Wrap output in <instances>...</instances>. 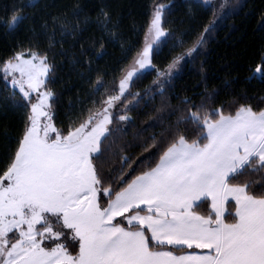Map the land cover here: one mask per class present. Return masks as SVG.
Segmentation results:
<instances>
[{
	"label": "snow or ice",
	"instance_id": "obj_1",
	"mask_svg": "<svg viewBox=\"0 0 264 264\" xmlns=\"http://www.w3.org/2000/svg\"><path fill=\"white\" fill-rule=\"evenodd\" d=\"M238 3L192 0L179 22L166 18L174 5L155 3L142 46L111 73L93 60L107 43L123 58L133 46L107 4L92 15L66 0L38 21L40 0L5 6L6 31L29 24L0 57V108L23 121L0 154V264H264V96L226 108L207 84L183 95L174 84ZM195 10L211 16L197 23ZM65 53L88 92L58 126L49 84ZM248 79L264 84V51Z\"/></svg>",
	"mask_w": 264,
	"mask_h": 264
},
{
	"label": "trees",
	"instance_id": "obj_2",
	"mask_svg": "<svg viewBox=\"0 0 264 264\" xmlns=\"http://www.w3.org/2000/svg\"><path fill=\"white\" fill-rule=\"evenodd\" d=\"M65 2L66 0H40L41 5L47 4L49 7L36 10L37 21L40 15L54 10ZM191 2L192 0H83L86 9L92 15H95L98 6L107 4L119 19L122 35L133 46L129 56L123 58L117 44L107 43L108 55L102 60L94 59L93 70L99 65L101 70L111 73L131 59V55L135 54V49L142 46L143 35L151 20L155 3L174 5L166 18L169 21L179 22L185 18L188 4ZM12 3L13 0H0V21L6 15L5 6ZM230 3H236V0H230ZM195 11H197V23H204L211 16V13H203L202 10ZM262 12H264V0H239L238 6L229 10L228 17L218 22L216 30L212 33L204 49V54L193 65L184 68L174 81L175 91L181 95L193 88L196 91H202L203 85L207 84L210 90L217 92V102L223 103L226 108L234 99H239L244 95L264 96V84L248 79L250 66L257 63L260 53L264 51V28L260 23ZM28 24L29 22L26 21L15 31H6L4 26L0 25V57L9 55L18 41L26 40ZM90 35L99 38L101 33L94 30L86 32L85 40ZM167 54L168 49L165 48L164 53L154 62L163 63ZM68 57L69 53L55 56V74L49 84V87L58 96L55 104V118L58 126L67 124L69 116L79 110L80 101L86 99L88 92L86 77H81L79 70L70 63ZM153 76L154 74L148 75L138 85V88L142 89L148 85ZM188 94L191 92L189 91ZM175 102L173 100V103ZM158 103L159 99H157ZM0 104L3 102L0 101ZM16 115L22 116V113L0 108V154L4 152L5 145L11 143L22 130L23 121L20 122ZM132 115L136 117L137 123H141L145 119L139 111ZM5 127L7 128V138L4 135ZM131 151L137 150L132 149ZM228 207L229 219H231L234 209L231 204ZM197 211L201 214L211 212L210 201L202 204L197 208Z\"/></svg>",
	"mask_w": 264,
	"mask_h": 264
},
{
	"label": "rangeland",
	"instance_id": "obj_3",
	"mask_svg": "<svg viewBox=\"0 0 264 264\" xmlns=\"http://www.w3.org/2000/svg\"><path fill=\"white\" fill-rule=\"evenodd\" d=\"M215 2H219V0H215ZM150 23V22H149ZM16 117L18 118V120L20 121V122H22V116L21 115H16Z\"/></svg>",
	"mask_w": 264,
	"mask_h": 264
}]
</instances>
